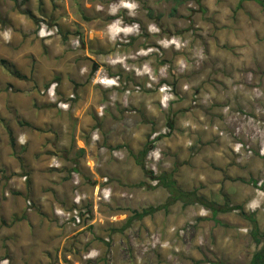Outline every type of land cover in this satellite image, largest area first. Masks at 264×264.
I'll return each instance as SVG.
<instances>
[{"label":"rangeland","instance_id":"1","mask_svg":"<svg viewBox=\"0 0 264 264\" xmlns=\"http://www.w3.org/2000/svg\"><path fill=\"white\" fill-rule=\"evenodd\" d=\"M222 4L0 0V264L250 263L241 213L264 231V20ZM165 173L241 210L220 227L181 202L137 219L168 203L153 180Z\"/></svg>","mask_w":264,"mask_h":264},{"label":"trees","instance_id":"2","mask_svg":"<svg viewBox=\"0 0 264 264\" xmlns=\"http://www.w3.org/2000/svg\"><path fill=\"white\" fill-rule=\"evenodd\" d=\"M166 1H175L176 3L179 2V0H166ZM262 6L264 8V5L262 3ZM176 9L173 10L175 12ZM14 145V143L12 142ZM149 150L147 147L141 151L138 155H133L136 164L141 167L145 171V163L143 162L144 158L147 156ZM154 181L157 182V184L163 188H165L169 195L170 199L167 204L156 207V208H149L145 209L143 212L136 213L137 219H143L144 217L150 216L154 214L155 212L161 211L165 209L168 205L174 204L177 202L183 203L184 206H190V205H201L208 211H210L215 218L218 214L221 213H229L236 210H241V207L239 206H231L229 202H226L224 204L218 203L214 200H209L205 196L199 195L196 191H185L183 188H181L177 182V180L174 177L173 173H165L160 176L153 177ZM241 215L245 218H247L252 223V229L250 231V237L252 241L259 246V249L256 250L252 258L250 260L249 264H264V231L261 230L256 218L254 215H251L249 217H246L243 213ZM23 219V218H22ZM21 220V219H16ZM130 222V220H129Z\"/></svg>","mask_w":264,"mask_h":264},{"label":"crops","instance_id":"3","mask_svg":"<svg viewBox=\"0 0 264 264\" xmlns=\"http://www.w3.org/2000/svg\"><path fill=\"white\" fill-rule=\"evenodd\" d=\"M222 1H227L228 5L241 6L254 13L255 17H261L264 20V10L262 6V3L264 5V0H221V5H224ZM220 216L221 214H218L215 218L213 217L219 227L221 226V221L218 219Z\"/></svg>","mask_w":264,"mask_h":264},{"label":"built area","instance_id":"4","mask_svg":"<svg viewBox=\"0 0 264 264\" xmlns=\"http://www.w3.org/2000/svg\"><path fill=\"white\" fill-rule=\"evenodd\" d=\"M42 32H44V36L45 37H50L52 35H54L56 32H58L57 29H43L42 28ZM112 156H114L115 158H123V154L120 151H112ZM52 166L53 167H57L58 166V162L56 160L52 161ZM26 178V177H25ZM65 221L69 222L73 227H76L77 225H79L81 223V219H80V215L79 213L74 210L71 213H68L67 215H64Z\"/></svg>","mask_w":264,"mask_h":264}]
</instances>
